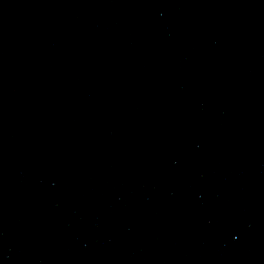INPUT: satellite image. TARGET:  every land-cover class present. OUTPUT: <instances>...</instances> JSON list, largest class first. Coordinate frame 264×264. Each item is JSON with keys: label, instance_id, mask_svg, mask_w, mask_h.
<instances>
[{"label": "water", "instance_id": "1", "mask_svg": "<svg viewBox=\"0 0 264 264\" xmlns=\"http://www.w3.org/2000/svg\"><path fill=\"white\" fill-rule=\"evenodd\" d=\"M0 264H264V0H0Z\"/></svg>", "mask_w": 264, "mask_h": 264}]
</instances>
